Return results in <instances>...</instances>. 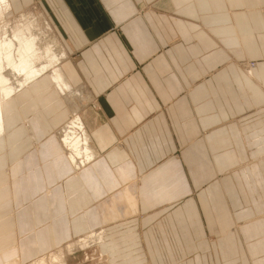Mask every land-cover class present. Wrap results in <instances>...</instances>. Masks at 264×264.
<instances>
[{
	"label": "crops",
	"instance_id": "1",
	"mask_svg": "<svg viewBox=\"0 0 264 264\" xmlns=\"http://www.w3.org/2000/svg\"><path fill=\"white\" fill-rule=\"evenodd\" d=\"M3 2L39 6L98 159L66 178L49 80L9 100L0 264L99 229L107 264H264V0Z\"/></svg>",
	"mask_w": 264,
	"mask_h": 264
},
{
	"label": "bare ground",
	"instance_id": "2",
	"mask_svg": "<svg viewBox=\"0 0 264 264\" xmlns=\"http://www.w3.org/2000/svg\"><path fill=\"white\" fill-rule=\"evenodd\" d=\"M0 2H2L0 6V134L4 109L8 107L9 100H13L20 91H27L26 89H30L40 81L49 80L71 114L67 123L57 131L58 133L56 132L60 139V148L70 167L66 178L70 180L78 177L83 168L92 166L98 159V153L93 148L80 118L82 102L86 97L80 89H73L68 83L60 63L65 56L64 49L53 35L47 21L43 18L40 23L35 18L25 17L22 14L15 23H10L12 20L3 18L6 6L3 0ZM34 147L39 148L36 145ZM261 189L264 194V187L262 186ZM46 192L47 196H50L51 191ZM103 235L104 230L99 229L79 240L69 241L65 252L64 247H59V250L23 264H66L65 255L72 251L79 248L101 247ZM9 264L21 263L19 260H13Z\"/></svg>",
	"mask_w": 264,
	"mask_h": 264
},
{
	"label": "rangeland",
	"instance_id": "3",
	"mask_svg": "<svg viewBox=\"0 0 264 264\" xmlns=\"http://www.w3.org/2000/svg\"><path fill=\"white\" fill-rule=\"evenodd\" d=\"M22 14L25 15V17L35 18V20H37L40 23L42 22L41 19L44 18L42 16V14L40 13L39 6L36 3H33L30 6H28V8H26V10ZM22 14L13 16V18H10V17L7 16L6 19L12 20L10 23H13V22L15 23L17 21L16 19ZM60 63L62 64V60H61ZM248 64L252 67V65H255V62H249ZM69 93H70V91H69ZM80 115H81V113H80ZM59 141H60V139H59ZM262 160L263 159L260 158L257 161L249 163L248 165H250V166L253 165V164L257 165V163L259 161H262ZM75 244H77V243H75ZM68 246L69 245H66L64 247L65 248L63 250L64 252L66 251V248ZM99 250H100V247L99 248H96V247L95 248L94 247L79 248V249H77L75 251H72L71 253L65 255V259L67 260L66 264H107L106 260L104 258H102Z\"/></svg>",
	"mask_w": 264,
	"mask_h": 264
},
{
	"label": "built area",
	"instance_id": "4",
	"mask_svg": "<svg viewBox=\"0 0 264 264\" xmlns=\"http://www.w3.org/2000/svg\"><path fill=\"white\" fill-rule=\"evenodd\" d=\"M254 65H252V67H253Z\"/></svg>",
	"mask_w": 264,
	"mask_h": 264
}]
</instances>
